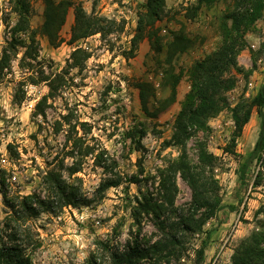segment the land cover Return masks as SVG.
<instances>
[{
  "label": "rangeland",
  "instance_id": "374dc122",
  "mask_svg": "<svg viewBox=\"0 0 264 264\" xmlns=\"http://www.w3.org/2000/svg\"><path fill=\"white\" fill-rule=\"evenodd\" d=\"M30 10V25L38 42V58L32 68H21L24 49L18 50L11 70L0 80V171H5L10 195H45L43 177L49 169L61 168L64 178L82 187L92 204L65 207L43 213L31 220L39 233L41 246L32 252L33 264H87L93 256L108 264L99 242L124 245L137 232L133 209L147 193H156L159 172L181 150L173 143L174 122L190 91L189 73L194 64L213 52L221 43L219 23L232 6L231 0H219L203 7L193 17L189 9L195 0H167L166 12L157 24L163 51L156 53L147 37L136 43L139 13L147 0H70L66 23L60 31L61 43L53 46L41 32L44 23V0H0V59L13 37L21 2ZM103 19V32L71 45L75 9ZM191 15V14H190ZM184 33L189 49L174 61L183 76L176 101L157 118L146 116L139 100L138 83L155 88L156 102L169 96L164 84V61L167 45L175 34ZM27 39L28 34H21ZM245 46L237 58L238 66L226 76L234 77L235 86L226 94L224 108L187 142L189 159L199 163V146L206 145L218 157L214 175L220 187L222 207L207 221L202 233L191 236L189 243L199 247L205 241L203 264H232L235 249L254 232L264 230V172L262 185L255 186L261 162L254 156L259 139L261 118L254 108L248 124L237 138L234 153H226L235 130L234 110L239 103H250L264 86V15L245 34ZM82 47L90 58L81 69H69L71 53ZM65 74L66 83L55 98L49 99L45 116L36 115L38 101L48 94L46 82L24 83L33 74L54 77ZM22 98L15 100V95ZM68 117L78 124L77 132L62 125ZM67 135L82 137L94 148L87 157L69 156ZM101 155L106 169L95 163ZM264 155V152H263ZM81 162V171L70 177L67 167ZM133 178L136 184L129 183ZM106 179L121 180L104 194L97 192ZM177 207L187 208L192 200L188 184L177 178ZM7 208L0 192V228ZM140 237L156 241L159 233L150 218L143 217ZM184 264H195L189 251Z\"/></svg>",
  "mask_w": 264,
  "mask_h": 264
},
{
  "label": "trees",
  "instance_id": "16d2710c",
  "mask_svg": "<svg viewBox=\"0 0 264 264\" xmlns=\"http://www.w3.org/2000/svg\"><path fill=\"white\" fill-rule=\"evenodd\" d=\"M167 0H147L139 13L137 34L133 40L132 53L136 43L144 37L150 42L156 53L163 51L159 38L157 24L166 12ZM196 3L189 10L193 17L204 6L211 7L219 0H195ZM232 6L222 15L219 23L221 37L220 45L204 58L197 61L189 73L190 91L182 104L181 110L174 122L173 143L179 147L181 153L178 158L171 159L159 172V183L156 193H147L133 209V218L137 232L132 241L124 245H114L99 242L100 249L107 254L108 264H184V257L189 251L195 254V264H203L205 259L206 242L199 247H193L190 237L202 233L207 221L216 216L222 207L219 183L214 175L218 157L209 152L204 144L199 146V163L193 164L188 155L187 142L194 133L205 130L210 118L219 113L226 104L225 94L231 90L236 80L226 74L238 66L237 58L245 46V34L264 15V0H231ZM44 23L41 32L50 43L58 47L62 42L60 31L66 23V17L73 3L70 0H44ZM75 21L72 27L69 43L74 45L87 38L103 32V19L90 15L82 5L75 9ZM191 14V15H190ZM30 10L27 3L21 2L18 11V21L13 28V37L7 42L0 59V80L11 70V62L17 57L18 50L24 49L20 59L21 68H32L31 61L38 58V42L35 32L30 25ZM21 34H28L27 39ZM190 40L184 33L175 34L167 45V56L164 61L163 79L169 89V96L156 102L155 88L148 82L137 85L142 112L157 118L171 106L177 98V88L182 79L183 71L177 70L175 59L185 53L190 46ZM90 58V53L82 47H75L71 53L69 69H81ZM46 82L49 89L36 104L34 113L45 116L49 99L55 98L59 90L66 83L65 74L54 77L43 75L39 78L31 74L24 79V83L37 84ZM15 100L21 102L17 94ZM257 110L261 118V130L253 156L261 162L255 186L262 185L264 172V86L250 102L239 103L234 110L235 130L226 153H234L235 143L251 119L253 109ZM63 124L69 127V132H77L78 124L68 118H63ZM67 143L71 144L69 156L75 159L81 154L84 157L93 154L94 148L85 145L82 137L67 135ZM101 155L95 156L97 166L104 169L106 165ZM82 169L81 162L76 161L66 170L72 177ZM61 168L54 167L46 171L43 177L45 195L30 194L27 196L10 195L5 171H0V192L7 215L0 228V264H33L32 252L41 246L39 233L32 227L31 220L43 213H53L65 207H81L92 204L90 199L76 183L67 181ZM181 177L192 192V200L187 208L177 207L179 194L177 178ZM138 179L131 178L129 183L136 184ZM121 185V180L106 179L100 183L98 193L104 194L112 187ZM143 217L150 218L159 233L156 241H144L140 237ZM96 256L88 260L87 264H101ZM232 264H264V230L254 232L241 242L232 256Z\"/></svg>",
  "mask_w": 264,
  "mask_h": 264
}]
</instances>
